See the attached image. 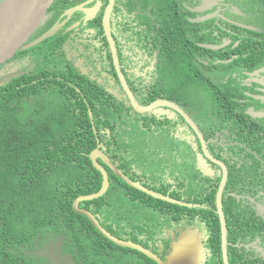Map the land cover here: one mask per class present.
<instances>
[{"label":"flooded vegetation","instance_id":"1","mask_svg":"<svg viewBox=\"0 0 264 264\" xmlns=\"http://www.w3.org/2000/svg\"><path fill=\"white\" fill-rule=\"evenodd\" d=\"M1 1L3 0H0V3ZM169 1L82 0L74 6L65 7V2L64 6L57 5L53 8L54 0L44 24L28 42L40 37L36 34L50 22L52 24L48 25L45 32L56 24H62L59 31L49 38V40L51 39L50 44L56 47L55 53L59 55L58 60L65 61L58 67L67 71L74 70L73 75H75L76 82L93 91H98L100 95L107 96L112 102L117 101V103L121 102L125 105L129 103L128 107H131V101L123 89L117 65L129 90L140 105L150 97L146 94L142 98L135 94L134 86L143 88L148 87L149 84H157L163 73L174 78L173 82L180 93L178 95L182 94L183 87H188L189 82L209 84V95L212 98L210 113L207 112L205 115L201 108L194 110L191 102H188V98L185 102L189 106H184L179 98H169L168 95L164 96L163 94L152 100L151 104L155 102L164 104L158 105L159 107L155 108L152 111L154 113L149 116V122L152 118L164 121L161 127L168 128L175 141H178L173 144V152L165 155L164 165V174L174 184L165 185L163 187L166 190L164 194L155 192L173 200L174 202L162 201L178 206L179 209L173 207L176 210H185L186 208L201 210L193 216L187 214L178 219L167 218L161 231L153 237L141 235L137 241L114 237L149 250L159 261L167 264L172 246L179 237L186 232H196L200 237L201 264H211L213 262L212 246L216 243L217 231H213L210 223L217 219L220 223L219 236L222 250L217 194L226 175L222 193V209L227 225L228 253L229 247L233 245L239 249L246 248V251L253 250L255 255L260 254V257L264 258L263 242L259 238L250 239V236L245 235L244 240L241 237L234 244L230 242L227 215L232 211L229 213L227 202L223 204V197L227 193L231 198L237 200V204H239L236 208L237 213L243 211L241 217L248 224L264 221V189L259 185L264 183V162L261 159L263 153L254 150L257 145L241 142L238 138L240 134L250 133L253 134V141L262 142L264 136V0ZM74 8L76 10L68 14V11ZM258 13H260L261 19L259 23H256L252 18ZM178 19L186 21L188 27L194 29V31L187 30L185 32L186 39L184 41H179L177 38ZM162 21L166 22L163 26H161ZM188 38L186 43L190 45L192 42L194 47L191 48L194 51H191L190 48H187V51L182 49L183 43ZM31 48L21 50L20 57H17L19 52L15 57L0 65V87L8 85L18 75L31 71L35 73V61L38 62L39 57L36 53L30 55L27 52ZM228 48L230 52L227 53ZM237 48H241L237 54L231 51ZM249 50L251 60L234 65V61L243 56L242 52ZM206 51H210V53L205 54ZM172 54L181 55L176 58V66L175 63L172 64L174 60ZM253 54H256L254 56L256 60H253ZM114 56L117 58V63ZM17 59L20 61L16 62ZM182 60L186 61L188 65L186 77L176 80L175 72L181 69L177 62ZM39 79L24 85L21 88L22 92L29 90L32 84H36ZM164 81L166 84V80ZM233 81L236 82L237 89L230 91L223 88ZM68 83L71 88H76V91L82 94L78 85ZM145 90L148 91L147 88ZM172 105L181 108L203 135L208 155L203 152V144L194 128ZM134 112L133 110L132 113ZM129 113L131 114V112ZM140 116L139 125H144L146 120L142 117L146 114H140ZM199 116L202 117V121L199 120ZM206 120L207 123L204 125L203 122ZM150 125L153 126V123L150 122ZM208 127L214 130L211 136V130H209V134L207 133ZM101 133L109 135L108 130H102ZM242 140L244 141V139ZM98 148L108 157L106 155L107 142H98L96 149ZM138 157L139 155L136 154V158ZM171 160L173 164L176 162L178 164L177 174ZM257 161H260L261 164H258ZM111 162L119 168L118 160H111ZM98 163L106 169V165L101 159H98ZM233 165L236 166V171H232ZM130 169V175L133 172L136 173L134 174L136 181L128 174H125L126 176L154 191L144 181L148 175L140 177L139 175L144 172L137 173L138 170L134 167ZM179 173H183L186 178L180 177ZM214 191L215 216L212 219H207L206 214L212 208L197 204L194 199H205ZM148 215L149 224H152L155 215L153 213H148ZM157 215L158 220H164L168 216L164 212H157ZM137 252L135 255L140 258L141 262L150 260L158 264L143 253ZM45 260L46 264H49V260ZM244 260L248 261V258H244ZM72 262L70 263L75 264L74 261Z\"/></svg>","mask_w":264,"mask_h":264},{"label":"trees","instance_id":"2","mask_svg":"<svg viewBox=\"0 0 264 264\" xmlns=\"http://www.w3.org/2000/svg\"><path fill=\"white\" fill-rule=\"evenodd\" d=\"M65 2V7H70L82 0H55L53 8L64 6ZM163 24L166 22L162 21L161 26ZM48 25L43 26L36 36H41ZM177 28L179 41L186 39L187 30L194 31L186 21L180 19ZM50 40L27 51L39 57L38 62L35 61V73L31 71L18 75L8 85L0 87V264H46L45 258L35 254L50 241L61 242L63 252L71 256L75 264H155L150 260L141 262L135 255L137 251L115 245L73 207L78 197L97 193L102 187V175L90 158L98 142L108 143V158L118 160L120 170L130 175L132 166L125 159L130 148L134 149L136 160V154L141 155L136 150L134 134L143 133L142 125H139L142 115L132 113L133 108L128 107L129 103L126 106L121 102H112L107 96L76 82L74 70L58 67L65 61L58 60L56 47L50 44ZM188 40L183 43L182 49L194 51L191 48L194 44L191 42L188 45ZM239 50L241 48L231 51L237 54ZM172 55V64L176 66V58L181 55ZM242 55L234 61V65L251 60L250 50L242 52ZM255 55L253 60H256ZM20 56L21 52L17 57ZM177 63L181 69L175 72L176 80L186 77L188 68L184 60ZM163 75L157 84L143 88L134 86L135 94L140 97L147 94L150 97L142 105L147 106L158 96L168 95ZM37 79L39 81L36 84L33 83L29 90L22 92L24 85ZM68 82L78 85L82 94L76 88H71ZM174 95L179 96L173 92L169 98H174ZM204 113L206 115L207 112ZM199 120L202 121V117ZM150 122L157 124V127L164 124V121L155 118ZM206 123L207 120L203 122L204 125ZM126 128H130L133 136L127 140H133L134 144L125 142V131L129 130ZM102 130H108L109 135L101 133ZM209 130L211 136L214 130L208 127V134ZM238 138L241 142L257 145L254 150L263 153L261 159L264 162V136L262 142L253 141V134L250 133L240 134ZM257 163L261 164L260 161ZM235 168L233 165L232 171H236ZM106 170L110 175L107 193L102 198L81 202L79 207L90 211L103 228L119 239L137 241L141 235L153 237L161 231L167 218L178 219L187 214L193 216L201 210H176L178 206L137 191L107 166ZM134 174L130 176L136 181ZM259 185L264 189V183ZM153 190L159 194L166 191L163 188ZM223 199V204L227 202L229 213L232 211L227 215L230 242L234 244L239 238L243 237L244 240V236L248 235L250 239H261L264 247V221L248 224L241 217L243 211L237 213V200L227 193ZM194 202L212 208L206 214L207 219L215 216V191L205 199H194ZM157 212L167 213L168 216L158 220ZM148 213L155 215L152 224H149ZM210 224L213 231H217L216 243L212 246L213 264H223L220 223L217 219ZM244 258H248V261ZM229 263L264 264V258L260 254L255 255L253 250L246 251V248L239 249L232 245L229 247Z\"/></svg>","mask_w":264,"mask_h":264},{"label":"water","instance_id":"3","mask_svg":"<svg viewBox=\"0 0 264 264\" xmlns=\"http://www.w3.org/2000/svg\"><path fill=\"white\" fill-rule=\"evenodd\" d=\"M54 0H5L4 4L0 6V65L5 63L7 60L15 57L21 50L34 47L39 45L43 41L53 37L59 29L62 27V24H56L43 35L33 40L30 43L28 42L32 36L39 30V28L44 24L47 17V13L52 6ZM68 11V14H71L75 11ZM114 53L115 50L113 49ZM115 62L117 63V58L114 56ZM117 71L122 81V86L126 94L129 96L131 101V107L133 110L139 114H149L155 108L159 107L158 105L164 104L163 102H155L149 106H142L138 104L135 100L134 95L129 90L127 84L125 83L123 76L117 65ZM168 104V103H166ZM172 107L178 111L186 121L194 128L196 134L199 136L200 141L203 144V152L207 154L205 139L203 135L199 132L195 124L191 121L190 117L178 106L172 105ZM171 107V109H173ZM208 155V154H207ZM91 161L94 167L100 171L103 177L101 189L94 194L80 196L78 197L73 204L75 211L79 214L86 216L90 222L93 224L95 229L102 234L104 237L112 241L115 245L130 248L137 250L147 257L155 260L158 264H165L149 250H146L138 245H135L131 242H125L117 239L111 235L105 228H103L97 217L94 216L91 212L79 207L81 202L92 201L95 199L102 198L110 188L109 174L105 168H103L99 163L98 159H101L105 165L110 168V170L121 180H123L130 187L144 192L145 194L163 201L174 202L173 200L168 199L162 195H159L155 191L149 190L140 184L132 181L128 176H126L123 171H121L111 160L106 157L103 152L98 148L94 150L90 155ZM226 183V175L222 180L218 194H217V208L220 216L221 222V238H222V257L223 264L229 263V253L227 246V225L225 216L222 209V193L224 191ZM200 237L196 232H186L181 235L176 243L172 246V252L167 258V264H201L202 254L200 246Z\"/></svg>","mask_w":264,"mask_h":264},{"label":"rangeland","instance_id":"4","mask_svg":"<svg viewBox=\"0 0 264 264\" xmlns=\"http://www.w3.org/2000/svg\"><path fill=\"white\" fill-rule=\"evenodd\" d=\"M4 1H1L0 6L4 4ZM261 19L260 13L257 14L252 20L256 23H259ZM31 55V54H30ZM29 56V55H28ZM26 56V57H28ZM20 59H17L16 62H19ZM64 63V62H63ZM14 73V72H13ZM168 74V73H166ZM166 78V87L167 90L165 92L171 95L173 92H177L176 84L173 82L174 78L169 76V74L163 75V79ZM209 84L198 83L196 81L189 82L188 87L182 88V94L180 97L174 95L175 98H179L180 101L183 102L184 106H187L188 103L185 102L186 98H188V102H191L192 108L194 110H199L200 108L204 111L210 113L212 111L211 101L212 98L209 95ZM227 88L230 91H234L233 89H237L236 82H229L227 86L223 87ZM203 102V105L201 103ZM189 106V105H188ZM152 113L146 114L145 116V124L142 125L143 133L142 134H134V139L136 140V150L142 154L139 155L137 160L133 156L134 149L130 148L129 152L126 154L125 161L129 163L132 167H137V173L144 172L139 175L140 177H146L144 179L146 185L149 188L153 189H162L165 185L171 186L174 184L169 178H167L165 173V155L173 152L174 145L177 143L174 137L171 135V132L168 128L165 127H157L155 125L151 126L149 122V116ZM148 121V122H147ZM129 130L125 131V139L126 143L129 141L134 144V141L129 139L132 136V132L130 128H126ZM133 137V136H132ZM140 144L142 147H140ZM179 145V144H178ZM173 160V159H172ZM171 160L172 166L176 174L178 173V164L177 162L173 164ZM191 163V162H190ZM193 165V163H191ZM143 170V171H141ZM180 177H185L183 173H179ZM54 251V252H53ZM62 243L56 241H50L46 246L42 249L38 250L35 255L45 256L43 258L49 260V264H63V263H73L72 258L63 252ZM70 261V262H69ZM70 263V264H71ZM214 262H212L213 264Z\"/></svg>","mask_w":264,"mask_h":264},{"label":"clouds","instance_id":"5","mask_svg":"<svg viewBox=\"0 0 264 264\" xmlns=\"http://www.w3.org/2000/svg\"><path fill=\"white\" fill-rule=\"evenodd\" d=\"M109 190V189H108ZM159 200V199H158ZM120 247V246H119ZM124 248V247H123ZM134 250V249H133Z\"/></svg>","mask_w":264,"mask_h":264}]
</instances>
